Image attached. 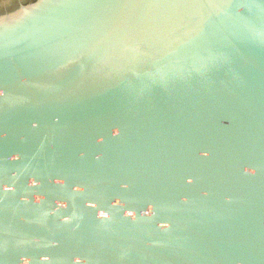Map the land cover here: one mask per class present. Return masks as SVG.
Here are the masks:
<instances>
[{
  "label": "water",
  "instance_id": "1",
  "mask_svg": "<svg viewBox=\"0 0 264 264\" xmlns=\"http://www.w3.org/2000/svg\"><path fill=\"white\" fill-rule=\"evenodd\" d=\"M26 262L264 264V0L0 16V264Z\"/></svg>",
  "mask_w": 264,
  "mask_h": 264
},
{
  "label": "rangeland",
  "instance_id": "2",
  "mask_svg": "<svg viewBox=\"0 0 264 264\" xmlns=\"http://www.w3.org/2000/svg\"><path fill=\"white\" fill-rule=\"evenodd\" d=\"M2 2V0H0V3ZM29 3V2H28ZM28 3H23L24 5L28 4ZM20 3H13L11 2L10 4H4V7L2 9H0V12H2L1 14H3L2 16H6L10 13H14L17 11V9L20 7Z\"/></svg>",
  "mask_w": 264,
  "mask_h": 264
},
{
  "label": "flooded vegetation",
  "instance_id": "3",
  "mask_svg": "<svg viewBox=\"0 0 264 264\" xmlns=\"http://www.w3.org/2000/svg\"><path fill=\"white\" fill-rule=\"evenodd\" d=\"M32 2L33 0H2V2L0 3V9H2L4 7V4H10L11 2L13 3H20L21 5H24L23 3H28V2ZM37 1V0H36ZM34 3V2H33ZM20 5V6H21ZM20 8V7H19ZM19 8L17 10H19ZM2 12H0V16H2L3 14H1Z\"/></svg>",
  "mask_w": 264,
  "mask_h": 264
},
{
  "label": "clouds",
  "instance_id": "4",
  "mask_svg": "<svg viewBox=\"0 0 264 264\" xmlns=\"http://www.w3.org/2000/svg\"><path fill=\"white\" fill-rule=\"evenodd\" d=\"M26 264H27V262H26Z\"/></svg>",
  "mask_w": 264,
  "mask_h": 264
}]
</instances>
